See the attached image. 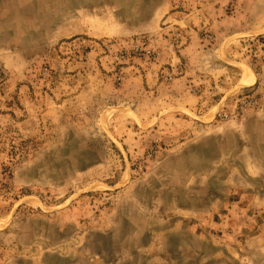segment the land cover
<instances>
[{"label": "rangeland", "instance_id": "374dc122", "mask_svg": "<svg viewBox=\"0 0 264 264\" xmlns=\"http://www.w3.org/2000/svg\"><path fill=\"white\" fill-rule=\"evenodd\" d=\"M0 264H264V0H0Z\"/></svg>", "mask_w": 264, "mask_h": 264}, {"label": "bare ground", "instance_id": "6f19581e", "mask_svg": "<svg viewBox=\"0 0 264 264\" xmlns=\"http://www.w3.org/2000/svg\"><path fill=\"white\" fill-rule=\"evenodd\" d=\"M247 72L249 73V70H248V69H247L246 73H247ZM248 73H247V74H248Z\"/></svg>", "mask_w": 264, "mask_h": 264}]
</instances>
